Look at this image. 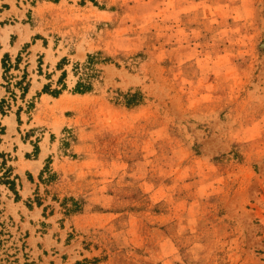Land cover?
I'll return each instance as SVG.
<instances>
[{"label": "rangeland", "instance_id": "obj_1", "mask_svg": "<svg viewBox=\"0 0 264 264\" xmlns=\"http://www.w3.org/2000/svg\"><path fill=\"white\" fill-rule=\"evenodd\" d=\"M0 264H264V0H0Z\"/></svg>", "mask_w": 264, "mask_h": 264}, {"label": "trees", "instance_id": "obj_2", "mask_svg": "<svg viewBox=\"0 0 264 264\" xmlns=\"http://www.w3.org/2000/svg\"><path fill=\"white\" fill-rule=\"evenodd\" d=\"M90 65V64H89ZM90 66H83V70H85V72H89ZM88 70V71H87ZM86 74V73H84ZM46 90V89H45ZM89 87H87V85H85L83 82H79L77 84V87L75 89V92L77 93H87L89 91ZM26 91V90H25Z\"/></svg>", "mask_w": 264, "mask_h": 264}]
</instances>
